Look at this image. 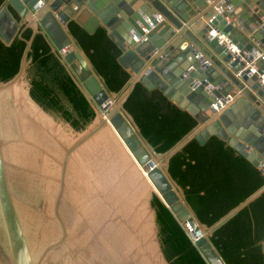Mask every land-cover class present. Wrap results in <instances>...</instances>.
Segmentation results:
<instances>
[{"label": "water", "instance_id": "water-1", "mask_svg": "<svg viewBox=\"0 0 264 264\" xmlns=\"http://www.w3.org/2000/svg\"><path fill=\"white\" fill-rule=\"evenodd\" d=\"M38 1L5 0L0 8L2 42L10 44L14 36L23 39V30L32 31L17 73L0 82V264H168L151 204L157 194L96 107L106 106L110 99L120 101L130 118L132 125L123 119L115 124L137 159L142 164L153 156L163 160V171L150 167L149 175L161 190H168V203L178 202L181 193L187 209L182 202L167 206L180 223L187 221L189 229L203 233L195 241L202 256L208 264H226L210 237L264 187L207 227L168 165L191 139L202 144L215 135L264 175V85L248 68L236 76L243 61L236 57L230 62L232 54L224 43L208 35L212 29L221 31L237 44L240 56L250 58L245 52L256 43L264 44V0H224L231 5L230 22L218 15L219 0H42L41 5ZM63 12L67 18L61 21ZM70 21L89 33L98 26L106 29L121 50L118 63L132 74L122 91L107 90L70 34ZM36 33L44 36L95 113L82 130L44 110L30 95L26 56ZM70 41L75 53L81 51L86 58L79 72L71 62L75 56L70 58L61 49ZM199 52L210 66L195 58ZM190 65L193 69L186 72ZM255 66L261 74L262 61ZM136 82L158 89L197 122L164 152H157L143 137L124 108ZM229 92L235 93L232 101L206 114ZM132 129L153 155L146 153ZM260 244L264 253V240Z\"/></svg>", "mask_w": 264, "mask_h": 264}, {"label": "trees", "instance_id": "trees-1", "mask_svg": "<svg viewBox=\"0 0 264 264\" xmlns=\"http://www.w3.org/2000/svg\"><path fill=\"white\" fill-rule=\"evenodd\" d=\"M4 3L0 0V8ZM68 27L107 90L122 91L132 74L118 63L121 50L106 29L98 26L89 33L74 21ZM31 35L27 28L21 33L23 39L15 36L10 44L0 39V82L17 73L25 40ZM26 60L31 97L75 130L85 128L95 113L41 33L33 36ZM123 105L157 152L169 149L197 124L191 114L161 91L148 90L141 82L135 83ZM168 171L182 187L198 220L207 227L264 187L262 172L215 135L202 144L196 138L187 142L169 159ZM151 204L168 264H208L170 208L155 194ZM210 240L226 264H264L260 245L264 240V192L215 230Z\"/></svg>", "mask_w": 264, "mask_h": 264}, {"label": "bare ground", "instance_id": "bare-ground-1", "mask_svg": "<svg viewBox=\"0 0 264 264\" xmlns=\"http://www.w3.org/2000/svg\"><path fill=\"white\" fill-rule=\"evenodd\" d=\"M66 18H67V13L63 12L60 15V20L63 21V20H66ZM53 36H54V38L58 42L61 41L60 38H59V36H55V35H53ZM61 49L64 52V54H66L68 57L71 58V57L75 56L74 59L71 58V62L73 63L75 70H77L79 72L80 71V66H82L81 60L83 61V60L86 59L85 56L83 55V53L81 51H79L80 53L79 54H76L75 53L76 47L74 46L73 42H71V41L67 45H63ZM73 53H75V55H73ZM86 62H88V61H86ZM90 82H91V80L88 81V83H90ZM95 95L98 96V94H94V96ZM90 98H91V100L93 102H95L94 101V98H93V95H90ZM105 105L106 106H102L101 107V106H98L96 104V107L99 110V112L101 113V115L104 117V119L106 120V122L108 123V125L110 126V128L113 130V132L115 133V135L117 136V138L119 139V141L122 143V145L124 146V148L126 149V151L128 152V154L131 156V158L133 159V161L135 162V164L137 165V167L138 168L140 167L139 169L146 170V173L145 174L142 173V174L144 175V177L146 178V180L148 181V183L151 185V187L153 188V190L155 191V193L157 195H159V197L162 199V201H164L166 203V205H168V206L176 205V203L177 204H181V202H182L184 208H186L184 202L182 201V195L179 192L177 193L178 194V197H179L178 202L169 200V203H168V201H167V196L169 194L168 193V190L167 189L161 190L156 185V183L152 180V178L149 175V168L150 167H157L161 171H163V168H162L163 167V160L161 158H159V157L157 158V157L153 156V160L149 161L148 163H145L144 162L142 164L137 159V157L135 156V154L132 152V150L128 146L126 140L122 137V135H121V133L119 131L120 126L118 124H115V120L117 119L119 121V120H122L123 119V121L125 123H127L129 125H132V124H131L130 118L123 111L120 101H118L117 99H110V103L105 104ZM112 113H115L116 114V118H114V115L115 114H112ZM132 131H133V134L132 135H135V138L142 145V147L146 151V153L148 155H153L152 151L149 150V148L146 146V144L140 139V137H139L136 129H132ZM164 174L166 175L165 171H164ZM178 210H179V208H178ZM184 225L185 226H188L189 223L186 221V223L184 222ZM196 235H197V237H202L203 236V233H199V234H196Z\"/></svg>", "mask_w": 264, "mask_h": 264}, {"label": "built area", "instance_id": "built-area-1", "mask_svg": "<svg viewBox=\"0 0 264 264\" xmlns=\"http://www.w3.org/2000/svg\"><path fill=\"white\" fill-rule=\"evenodd\" d=\"M42 3H43L42 0L38 1L39 5H41ZM216 10H217L218 15L222 16L226 21L228 22L231 21L233 14L231 13L230 4H225L224 0H219V5L216 7ZM143 30L147 32V30L144 27H143ZM208 35L210 38H216L219 44L223 45L224 43V47L226 48L228 53L232 54V57L230 58V62L233 61L236 57H239V60L243 61L244 67L236 74V76L239 75L243 69L248 68L249 73L257 75L258 79L260 80V83L264 85V44L260 45L259 43H256V46H253L248 52H245V56H248V57L249 55L251 56L250 58L245 59L244 57L240 56V49L238 48L237 44L233 43L232 39L227 37V35L225 36V34L222 33L221 31H216L215 29H212ZM195 58L200 62L202 60L201 62L202 66L211 65V62H209L208 60H205L201 52L195 54ZM258 61H262V66L260 67L261 74L258 73V69L255 66V64ZM230 62L225 63L224 65L227 66ZM192 69H193V66L190 65L189 67H186L185 71L190 72ZM154 89L156 88H153V90ZM234 96H235V93L229 92L226 96H224L223 100L217 99L216 102L210 106L211 109L209 110L208 108L206 110V114L212 115L213 110L219 111L221 108L225 106L226 103H229L230 101H232ZM263 167H264V164H263ZM257 168L260 170L259 167ZM181 225L183 229L185 230L186 234L188 235V237L190 238V240L195 244L196 238H198L196 234L201 233V231L200 230L192 231V229H189V225L185 226L182 223Z\"/></svg>", "mask_w": 264, "mask_h": 264}, {"label": "rangeland", "instance_id": "rangeland-1", "mask_svg": "<svg viewBox=\"0 0 264 264\" xmlns=\"http://www.w3.org/2000/svg\"><path fill=\"white\" fill-rule=\"evenodd\" d=\"M61 55V54H60ZM67 67L70 69V71L72 72V74L74 75V77L77 79V81H79L78 77L75 75L74 71L72 70V68L66 63ZM80 82V81H79ZM82 85V84H81ZM140 168V167H139ZM142 171L143 174L146 173V170L144 169H140ZM159 196V195H157ZM160 198V197H159ZM161 199V198H160ZM162 200V199H161Z\"/></svg>", "mask_w": 264, "mask_h": 264}, {"label": "flooded vegetation", "instance_id": "flooded-vegetation-1", "mask_svg": "<svg viewBox=\"0 0 264 264\" xmlns=\"http://www.w3.org/2000/svg\"><path fill=\"white\" fill-rule=\"evenodd\" d=\"M18 36V35H17ZM15 38V36L12 38V40ZM12 40H11V42H12ZM4 43V42H3ZM73 70V69H72ZM76 75V74H75Z\"/></svg>", "mask_w": 264, "mask_h": 264}, {"label": "crops", "instance_id": "crops-1", "mask_svg": "<svg viewBox=\"0 0 264 264\" xmlns=\"http://www.w3.org/2000/svg\"><path fill=\"white\" fill-rule=\"evenodd\" d=\"M182 188V187H181ZM184 192V191H183ZM261 245V244H260ZM262 247V246H261ZM263 250V249H262Z\"/></svg>", "mask_w": 264, "mask_h": 264}]
</instances>
